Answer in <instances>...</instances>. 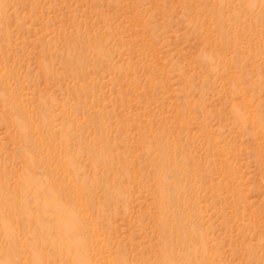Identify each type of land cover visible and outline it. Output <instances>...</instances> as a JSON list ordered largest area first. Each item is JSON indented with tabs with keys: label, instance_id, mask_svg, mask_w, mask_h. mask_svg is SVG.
<instances>
[{
	"label": "rangeland",
	"instance_id": "obj_1",
	"mask_svg": "<svg viewBox=\"0 0 264 264\" xmlns=\"http://www.w3.org/2000/svg\"><path fill=\"white\" fill-rule=\"evenodd\" d=\"M0 264H264V0H0Z\"/></svg>",
	"mask_w": 264,
	"mask_h": 264
}]
</instances>
